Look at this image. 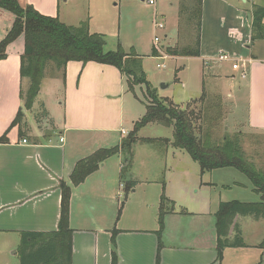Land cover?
<instances>
[{
	"label": "crops",
	"instance_id": "0c3cea01",
	"mask_svg": "<svg viewBox=\"0 0 264 264\" xmlns=\"http://www.w3.org/2000/svg\"><path fill=\"white\" fill-rule=\"evenodd\" d=\"M71 1L19 0L23 6L32 4L42 14L58 16L65 24L77 26L88 20L91 27L89 14L83 15V9H75ZM213 1L233 18L226 21L222 16L214 20L217 32L211 37L206 38L202 32L201 55L205 52L212 55L209 45L217 48L216 54L233 53L228 47L233 44L222 43L221 36L225 34L233 37V43L246 47L244 51L248 53L241 59L242 77L248 78L247 123L254 130L264 131V56L258 58L253 50L257 40H251L252 7L247 10L228 0ZM204 7L206 0L203 11ZM11 21L12 15L0 9V40ZM23 51L24 40L18 39L8 46L7 57L0 60V264H21L24 232L58 229L62 182L72 188L69 214V227L73 231L72 264H112L114 230H117V264H264V250L260 246L264 233L259 237L257 234L260 226L261 230L264 228V218L238 216L236 222L241 224L246 246L227 247L220 258L217 210L180 211L175 196L169 195L175 201V210L166 214L164 230L158 236L159 208L155 213L154 206L159 207L160 198L156 202L148 197L147 189L152 182H161L151 181L140 172L123 177L129 159L122 152L103 160L82 182L73 184L71 175L79 161L101 148L121 145L132 129L122 125L126 120L127 79L117 67L93 61H69L62 75H45L34 103L39 104L44 119L51 123L52 132L44 133L43 118L14 123L19 110H27L21 97L27 85L20 73ZM233 96L237 97L236 93ZM90 98L104 104L98 115L84 110ZM137 116L132 115L133 124L142 117ZM24 139L27 143H23ZM136 160L138 157L133 156L131 165ZM129 179L138 183L127 191ZM235 186L254 192L251 184H207L223 190ZM255 197L251 200L260 199L258 194Z\"/></svg>",
	"mask_w": 264,
	"mask_h": 264
},
{
	"label": "rangeland",
	"instance_id": "374dc122",
	"mask_svg": "<svg viewBox=\"0 0 264 264\" xmlns=\"http://www.w3.org/2000/svg\"><path fill=\"white\" fill-rule=\"evenodd\" d=\"M228 1L247 10L254 4L264 5V0ZM71 2L75 3L73 4L75 9H83V15L89 14L92 22L91 31L105 35L106 50H116L121 46L127 53L139 54L142 57V69L146 78L160 97L171 98L182 107H187L196 101L192 106L197 110L203 108L202 127L204 131H210V139L220 142L225 135L238 134L244 156L257 170L264 171V131L250 128L246 118L247 87L245 83L248 78L242 77L243 66L240 59L248 53L245 52L246 47H242L240 43H233V37L229 35L221 36L222 43L233 44L228 47L233 49L231 50L233 53L230 54L240 60L239 69L233 68V61H219L216 58L218 50H214L217 48L212 45H209L211 56L207 52L200 56L168 55V48L186 49L193 44V28L185 22L180 23L181 0H157L156 5H150L147 0H72ZM155 11L165 22L166 27L163 30H156L154 27ZM225 13L224 7H218L213 0H206L204 18L202 17V32L206 38L217 32L214 20L222 16V20L225 18L226 21L233 18L231 14ZM230 27L228 25V28ZM179 28L180 33H178ZM155 34L162 36L160 44L155 45L157 56L152 53ZM253 50L258 58L263 57L264 40H257ZM160 64L162 66H159ZM62 71L63 68H58L51 62L45 70V75L48 77L62 75ZM127 87L129 88L128 84ZM133 88V91H127L126 120L122 124L126 129H133L132 115L139 117L143 115L141 113L146 112L145 85H135ZM203 90L206 97L202 102ZM235 93L237 97H231ZM38 105L35 104L24 110L23 119L26 121L35 117L44 119L45 114L41 112L43 109L37 107ZM102 106H104L102 102L97 103L90 98L89 102L84 104V110L90 113L94 111V114L98 115ZM26 112L27 115H25ZM51 128L48 119H44L42 121L44 133L52 132ZM138 134L141 137L172 138L173 128L151 123L143 127ZM162 143L160 139H155L152 143L138 141L133 146V155L126 154L125 151L122 153L123 156L138 157L134 165L126 164L127 167L122 173L123 177H130L132 172H140L143 173V177L147 176V179L151 181L161 182L158 184L152 182L148 185V197L153 198L154 201L159 200L163 188L168 197L175 196L176 207L180 211L214 212L218 209L221 197L225 198L222 201L256 199L257 193L251 189L247 191L237 186L232 190L207 187V184L213 183L218 185L225 183L232 186L236 182L251 184L248 177L237 169L227 167L202 172L200 164L188 151L171 145L163 146ZM139 160H144V163ZM230 172L236 175H230ZM142 191L143 189L139 191L138 196ZM158 208L156 204L155 213L158 212ZM128 219L130 220V213ZM261 228L260 226L257 231L258 237L264 233V228L262 230ZM234 234L235 231L232 230L231 236Z\"/></svg>",
	"mask_w": 264,
	"mask_h": 264
},
{
	"label": "trees",
	"instance_id": "16d2710c",
	"mask_svg": "<svg viewBox=\"0 0 264 264\" xmlns=\"http://www.w3.org/2000/svg\"><path fill=\"white\" fill-rule=\"evenodd\" d=\"M204 0H181L180 23L185 22L194 30L193 44L189 48H168L171 56H200L202 17ZM0 9L12 15V21L4 37L0 40V60L7 57L8 46L18 39L24 40V51L20 57L21 77L27 80L26 87L21 91V97L26 108L32 107L41 90L45 70L49 63L58 68H65L69 61H90L113 65L127 79L129 90L135 85L146 87V112L133 124L121 145L101 148L89 157L79 161L73 171V184L82 182L85 177L98 168L103 160L119 152L133 155V146L138 141L152 143L160 139L161 145L188 151L191 157L200 164L202 172L221 168H235L248 177L252 189L260 196L258 201H221L216 212V229L218 232L217 248L219 257L227 247L246 246L242 229L236 218L251 216L255 220L264 218V171L257 170L246 156L239 140V135H225L220 142L210 139V131L202 127L203 108H197L191 103L187 107L176 104L173 99L160 97L152 89L149 80L142 69V57L137 53H127L119 46L116 50H106V39L103 33L91 31L88 20L77 26L62 22L58 16L40 13L32 4L21 5L19 0H0ZM251 40H264V5L254 4L251 9ZM181 30L179 28L178 33ZM153 55H158L154 47ZM206 93L203 90L201 101ZM145 101V100H144ZM24 118L23 110H19L14 123H20ZM40 121L42 119L40 118ZM157 123L173 128L172 138H150L139 136V131L148 124ZM132 161V156H125ZM125 166V169L126 167ZM136 180L126 182V190L136 186ZM62 203L61 219L58 229L49 232L26 231L22 234L20 244L21 264H72V229L69 227V214L72 188L65 182L61 183ZM175 203L163 188L158 212V236L164 230L166 214L174 212ZM235 234L231 236V231ZM116 234L113 231V263L117 264ZM264 250V241L260 244ZM262 256L264 257V251Z\"/></svg>",
	"mask_w": 264,
	"mask_h": 264
},
{
	"label": "built area",
	"instance_id": "2783aa9c",
	"mask_svg": "<svg viewBox=\"0 0 264 264\" xmlns=\"http://www.w3.org/2000/svg\"><path fill=\"white\" fill-rule=\"evenodd\" d=\"M147 1H148V3L150 5H156V3H157V0H147ZM153 24H154V27H155L156 30H159V29L163 30L166 27L163 18L158 13H155V15H154ZM161 39H162V36H160L159 34H155V36H154V42H155V45L156 46L160 44ZM216 58L219 61H233V68L234 69H239L241 67L239 65L240 60L236 56L231 55L230 53L220 52L219 54L216 55ZM159 66H162V65L160 64ZM123 133H127V132L125 130H123ZM61 141H63V138H61ZM23 143H27V140L24 139L23 140Z\"/></svg>",
	"mask_w": 264,
	"mask_h": 264
},
{
	"label": "water",
	"instance_id": "95a60500",
	"mask_svg": "<svg viewBox=\"0 0 264 264\" xmlns=\"http://www.w3.org/2000/svg\"><path fill=\"white\" fill-rule=\"evenodd\" d=\"M249 18H250V20L252 19V16H251V14H249Z\"/></svg>",
	"mask_w": 264,
	"mask_h": 264
}]
</instances>
